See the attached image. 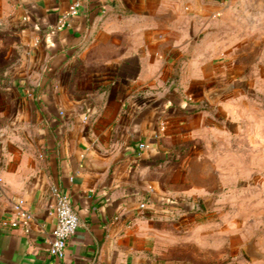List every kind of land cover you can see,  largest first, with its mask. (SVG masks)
I'll list each match as a JSON object with an SVG mask.
<instances>
[{"label": "crops", "instance_id": "crops-1", "mask_svg": "<svg viewBox=\"0 0 264 264\" xmlns=\"http://www.w3.org/2000/svg\"><path fill=\"white\" fill-rule=\"evenodd\" d=\"M71 3L0 0V221L34 214L0 264H264L225 217L262 187L264 0H83L59 27Z\"/></svg>", "mask_w": 264, "mask_h": 264}, {"label": "built area", "instance_id": "built-area-1", "mask_svg": "<svg viewBox=\"0 0 264 264\" xmlns=\"http://www.w3.org/2000/svg\"><path fill=\"white\" fill-rule=\"evenodd\" d=\"M83 0H72L68 12L63 16L60 26L66 25L73 16L79 13ZM145 143L141 144V148H146ZM55 202V212L57 214V226L50 241V255L62 259L65 256L66 246L69 239L77 232L79 227V217L75 212L71 197L61 191L57 186L51 190ZM15 217L4 218L0 221V227L4 230L22 228L26 232L30 231L31 222L34 219V214L28 206L24 198H17L13 204Z\"/></svg>", "mask_w": 264, "mask_h": 264}, {"label": "rangeland", "instance_id": "rangeland-1", "mask_svg": "<svg viewBox=\"0 0 264 264\" xmlns=\"http://www.w3.org/2000/svg\"><path fill=\"white\" fill-rule=\"evenodd\" d=\"M262 90L263 92L259 93L258 99L260 103L264 104V88ZM258 170L261 172L258 183L262 179V187L258 188L256 193H252L253 196L241 199L239 215L230 214L225 217L230 219V221H240L242 224L250 225L251 227L247 231L251 232L253 230V232L264 238V167H260ZM258 186L260 185L258 184Z\"/></svg>", "mask_w": 264, "mask_h": 264}]
</instances>
